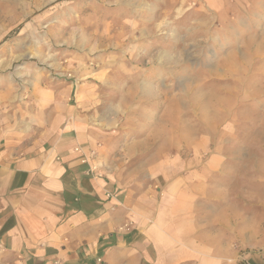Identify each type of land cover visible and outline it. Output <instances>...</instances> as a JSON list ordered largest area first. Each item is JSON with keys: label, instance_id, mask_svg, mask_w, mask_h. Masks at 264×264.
<instances>
[{"label": "rangeland", "instance_id": "1", "mask_svg": "<svg viewBox=\"0 0 264 264\" xmlns=\"http://www.w3.org/2000/svg\"><path fill=\"white\" fill-rule=\"evenodd\" d=\"M51 90L100 167L158 198L209 182L264 227V0H0V119H40Z\"/></svg>", "mask_w": 264, "mask_h": 264}, {"label": "crops", "instance_id": "2", "mask_svg": "<svg viewBox=\"0 0 264 264\" xmlns=\"http://www.w3.org/2000/svg\"><path fill=\"white\" fill-rule=\"evenodd\" d=\"M49 92L40 119H0V264H264V227L227 191L152 197L100 167L99 137Z\"/></svg>", "mask_w": 264, "mask_h": 264}, {"label": "built area", "instance_id": "3", "mask_svg": "<svg viewBox=\"0 0 264 264\" xmlns=\"http://www.w3.org/2000/svg\"><path fill=\"white\" fill-rule=\"evenodd\" d=\"M77 149H78V148H77ZM77 149H76V150H77ZM82 161H83V162H86V158L84 157Z\"/></svg>", "mask_w": 264, "mask_h": 264}]
</instances>
